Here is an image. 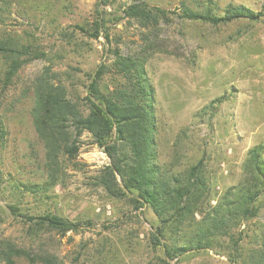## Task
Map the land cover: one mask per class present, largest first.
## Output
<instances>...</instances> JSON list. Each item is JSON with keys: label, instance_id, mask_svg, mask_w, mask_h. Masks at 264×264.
<instances>
[{"label": "rangeland", "instance_id": "1", "mask_svg": "<svg viewBox=\"0 0 264 264\" xmlns=\"http://www.w3.org/2000/svg\"><path fill=\"white\" fill-rule=\"evenodd\" d=\"M139 4L166 16L144 27L124 13ZM230 5L260 12L264 0H0V46L45 55L24 63L9 81L12 61L0 50L6 131L0 140V264H45L43 256L58 264H242L250 251L261 250L264 194L255 203L258 214L242 219L233 238L170 258L155 237L163 226L154 211L98 185L109 159L88 132L78 157L66 163L67 174L48 180L45 146L32 118L33 84L46 69L83 107L91 75L112 62L114 50L141 53L155 91L159 164L182 175L202 160L209 189L203 208L214 207L245 183L250 150L264 148V18L213 25L184 17L185 9L221 17ZM99 20L105 30L95 37ZM46 215L80 227L62 235L28 220ZM165 235L170 246L183 243L179 233Z\"/></svg>", "mask_w": 264, "mask_h": 264}, {"label": "trees", "instance_id": "2", "mask_svg": "<svg viewBox=\"0 0 264 264\" xmlns=\"http://www.w3.org/2000/svg\"><path fill=\"white\" fill-rule=\"evenodd\" d=\"M124 13L144 27L166 16L165 11L149 9L146 4L130 6ZM184 17L213 25L241 19L258 22L264 18V5L260 12L230 5L221 17L210 12L202 16L185 9ZM95 29V37H98L101 29L105 30L103 20ZM106 40L109 41L108 34ZM0 50L8 53L12 61L9 81L24 63L45 57L43 53H30L29 48L9 51L0 46ZM23 56L30 59L21 61ZM112 56V62H102L91 75L83 107L70 98L67 86L57 82L49 69L34 81L32 118L45 146L48 180L55 182L67 174L66 163L78 157L80 138L88 132L93 144L109 159V164L97 177L98 185L113 198L132 196L140 206H149L154 211L163 226L157 229L155 237L165 255L175 259L191 251L211 250L214 239L219 237L233 238L242 219L258 214L255 203L264 194V148L250 150L245 183L230 189L214 207L204 210L203 203L209 191L204 162L200 160L182 175H174L159 164L155 91L146 70L147 57L141 53L125 55L117 49ZM106 77H110V86L104 87ZM5 135L0 121V140ZM15 211L12 207V212ZM28 220L62 235L80 227L56 215L29 217ZM166 231L181 234L183 243L170 246L164 241ZM260 249L253 255L250 251L249 259L242 264H264V242ZM40 260L45 264H58L53 256H43Z\"/></svg>", "mask_w": 264, "mask_h": 264}]
</instances>
